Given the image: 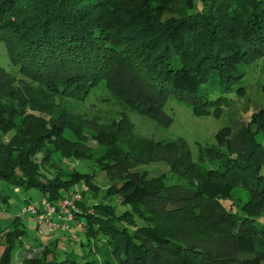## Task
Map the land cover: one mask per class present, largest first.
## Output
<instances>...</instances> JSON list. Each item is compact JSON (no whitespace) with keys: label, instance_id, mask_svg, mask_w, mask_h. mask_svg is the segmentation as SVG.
I'll return each instance as SVG.
<instances>
[{"label":"trees","instance_id":"16d2710c","mask_svg":"<svg viewBox=\"0 0 264 264\" xmlns=\"http://www.w3.org/2000/svg\"><path fill=\"white\" fill-rule=\"evenodd\" d=\"M0 39L20 72L0 65V178L34 185L52 201L80 180L94 195L95 172L68 169L63 159L98 148L104 197L116 194L127 205L120 212L107 202L88 206L83 191L78 205L94 209L81 213L89 251L49 257L51 241L20 264H264V226L255 221L264 209V145L249 122L233 134L230 125L222 127L218 138L227 151L206 145L201 158L219 162L203 168L184 138L136 134L124 112L86 128V119H75L64 104L103 83L124 105L165 124L168 95L188 101L194 114L218 110L229 91H243L238 64L264 54V0H0ZM27 107L40 115L25 113ZM252 119L264 131V109ZM65 126L77 139L63 135ZM89 136L97 148L86 143ZM158 160L185 184L135 169ZM235 185L249 193L242 216L220 200ZM11 221L1 234L0 264H14L12 251L22 246L20 215Z\"/></svg>","mask_w":264,"mask_h":264},{"label":"rangeland","instance_id":"374dc122","mask_svg":"<svg viewBox=\"0 0 264 264\" xmlns=\"http://www.w3.org/2000/svg\"><path fill=\"white\" fill-rule=\"evenodd\" d=\"M0 65L15 75H20L19 66L10 57L6 44L2 39H0ZM238 68L243 72L242 80L238 83L243 86V91L238 94L236 89L229 91L227 94L228 100L222 102L218 110L212 108L209 113L194 114L188 101L168 95L163 106L164 111L171 117L168 124L124 105L110 93L103 83L90 89L83 98L68 97L64 100V104L75 119H86V128L91 129L94 124H105L113 119L117 120L124 112L133 123V131L136 134L165 140L178 137L184 138L189 147L192 160L199 163L203 168H209L217 165L219 161L208 156L201 158V150H204L206 145L213 144L222 151H227L225 143L220 142L218 138L219 130L226 125L231 126L233 134L241 122H249L251 129L254 131L256 141L264 145V131L258 129L256 124H253L255 121L252 119L254 113L259 109H264V54L251 58L250 61L240 62ZM25 113L40 115L41 112L40 110L27 107ZM14 121L16 125L19 124L21 116H17ZM13 129L1 133V137L7 140L14 131ZM63 135L70 139H77L75 132L68 126L64 127ZM85 141L90 147L97 148L98 146L97 141L91 136ZM99 150L98 148L92 150L91 155L87 157L71 156L69 162L64 157L63 163L68 169H73L69 167L73 166V170H77L80 173L95 172L100 191L94 195L91 190L84 192L83 200L88 206H92L96 202H107L114 205L116 211L120 212L126 209L127 205L122 204L116 194L104 197L107 175L105 169L98 166L97 156L99 155ZM135 169H148L150 175L163 173L166 184L179 183L184 185L186 181L183 177L170 170L169 164L163 160L140 163ZM260 170L264 172V160L261 161ZM64 191L62 188V192ZM42 194V190H39L34 185L25 187L9 183L5 179L0 178V252L4 246V239L1 234L13 226L11 220L17 214L20 215L24 224L23 228L25 229L18 243L40 244V242L45 240L46 236L38 233V224L34 220L33 215L29 210H23V208H27L28 204L39 205ZM248 194L245 187L235 185L230 195L222 196L220 200L227 209H231L242 216L243 212L240 204L246 200ZM79 208L81 211L77 214L80 215L82 223H85V217L81 213L84 211L93 213L94 209L84 210L80 206ZM255 221L264 226V209L255 215ZM69 223L71 224L70 228H64L65 230L55 229L50 234H45L51 236L53 242L56 241V244H50L53 249H51L49 257L64 258L66 255H70L81 258L82 254L89 251L92 245V237L88 236L84 229L81 228L84 224L81 226L77 225L80 228H73L72 226L75 225L73 221L71 220ZM124 224L130 227L129 223ZM72 232L77 235V239L70 237ZM100 233L97 236L104 241L105 238ZM61 236L65 239H62ZM91 253L98 256L96 252L92 251ZM20 258L19 247H17L12 251V262L20 264V261H18Z\"/></svg>","mask_w":264,"mask_h":264},{"label":"built area","instance_id":"2783aa9c","mask_svg":"<svg viewBox=\"0 0 264 264\" xmlns=\"http://www.w3.org/2000/svg\"><path fill=\"white\" fill-rule=\"evenodd\" d=\"M66 160L69 162L68 159ZM86 188L83 181H76L66 191V194L59 197L56 201L49 200L45 196H42L39 205L28 204L27 208H23V210H29L38 225L45 223L49 228L59 226L60 223L54 220V216L56 215L63 220V226L68 228L70 224L69 221L75 220L76 214L81 211L77 201L81 199L82 193ZM77 225L81 226L82 221L78 219ZM38 230L42 232L41 227L38 228ZM70 237L77 239V235L73 232Z\"/></svg>","mask_w":264,"mask_h":264},{"label":"crops","instance_id":"0c3cea01","mask_svg":"<svg viewBox=\"0 0 264 264\" xmlns=\"http://www.w3.org/2000/svg\"><path fill=\"white\" fill-rule=\"evenodd\" d=\"M54 220H55L56 222L60 223V225L57 226V227H55V228H49V227H47V226L45 225V223H41V224L38 225V228L41 227V229H42V232H39V231H38V233H40V234L43 235V236H46V237H45V240H43V242H40V244H36V243L28 244L27 242H24V243L22 242V246H21V248H19V251H20V255H21V257H22V256H35V255L39 252V250L42 248L41 245H44V244H47V243L53 241L51 236H49V235H45V234H47V233L50 234V233L53 232L55 229H59V230L63 229V230H65L64 228H66V227L63 226V224H62V223H63V220H62L61 218H59V217H57V216L55 215V216H54ZM73 223L75 224L74 226H72L73 228H80V227L77 226V221H76V220H73ZM70 225H71V224H69V227H68V228L71 227ZM82 226H83V225H82ZM82 226H81V227H82ZM61 238H62V239H65L63 236H61ZM31 246H32V247H31ZM33 250H34V251H33ZM30 251H31V252H30ZM18 261H19V259H18Z\"/></svg>","mask_w":264,"mask_h":264},{"label":"clouds","instance_id":"9594fccd","mask_svg":"<svg viewBox=\"0 0 264 264\" xmlns=\"http://www.w3.org/2000/svg\"><path fill=\"white\" fill-rule=\"evenodd\" d=\"M80 220V219H79Z\"/></svg>","mask_w":264,"mask_h":264}]
</instances>
